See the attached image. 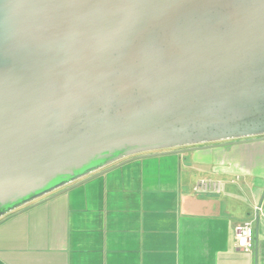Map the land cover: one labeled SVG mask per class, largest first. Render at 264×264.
<instances>
[{
    "label": "water",
    "instance_id": "1",
    "mask_svg": "<svg viewBox=\"0 0 264 264\" xmlns=\"http://www.w3.org/2000/svg\"><path fill=\"white\" fill-rule=\"evenodd\" d=\"M247 138L264 0H0V217L124 157Z\"/></svg>",
    "mask_w": 264,
    "mask_h": 264
},
{
    "label": "crops",
    "instance_id": "2",
    "mask_svg": "<svg viewBox=\"0 0 264 264\" xmlns=\"http://www.w3.org/2000/svg\"><path fill=\"white\" fill-rule=\"evenodd\" d=\"M166 151L121 158L1 216L0 264H264V139ZM200 179L220 190L197 193ZM246 219L249 252L234 238Z\"/></svg>",
    "mask_w": 264,
    "mask_h": 264
},
{
    "label": "built area",
    "instance_id": "3",
    "mask_svg": "<svg viewBox=\"0 0 264 264\" xmlns=\"http://www.w3.org/2000/svg\"><path fill=\"white\" fill-rule=\"evenodd\" d=\"M197 193H217L220 190L219 181L213 179H200L194 185ZM253 220L246 219L235 226L234 238L237 247L244 252H249L252 247Z\"/></svg>",
    "mask_w": 264,
    "mask_h": 264
},
{
    "label": "rangeland",
    "instance_id": "4",
    "mask_svg": "<svg viewBox=\"0 0 264 264\" xmlns=\"http://www.w3.org/2000/svg\"><path fill=\"white\" fill-rule=\"evenodd\" d=\"M188 146V145H187Z\"/></svg>",
    "mask_w": 264,
    "mask_h": 264
}]
</instances>
